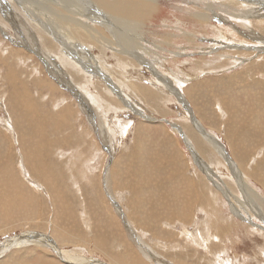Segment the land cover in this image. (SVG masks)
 <instances>
[{"label": "rangeland", "instance_id": "374dc122", "mask_svg": "<svg viewBox=\"0 0 264 264\" xmlns=\"http://www.w3.org/2000/svg\"><path fill=\"white\" fill-rule=\"evenodd\" d=\"M121 2L129 4L128 0ZM206 3L207 0H160L159 9L154 14L146 12L149 17L146 20L144 5L134 9L128 18H122L118 3H115V7L108 10L109 20L115 24V33L144 28L140 37L147 39L143 42L147 55L141 57L140 52L137 57H131L133 63L122 67L124 64L121 66L116 59L121 54H117L115 49L105 50L100 44L90 47L85 44L83 55L73 52L71 56V60L83 69L79 72L77 66L73 65L71 69L56 56L48 54V34L36 17L24 13L15 0H0V177L1 173H7L26 190L23 197L19 192L16 195L14 184L0 178V264L18 261L19 264H78V259L85 258H89L87 262L79 264H264V143L257 138L264 133V42L257 39L264 36V16L256 14L257 10V13L264 14V0H242L244 5L235 7L223 0H213L208 12L212 17L211 23L203 24L194 14L202 12ZM66 4L67 8L70 3ZM96 9L99 11H96L97 14L102 16L103 11ZM188 33L194 35L193 41L185 37ZM165 35L171 36L172 40ZM167 40L169 43L166 44ZM13 47L20 52H13ZM48 50L62 57L57 49ZM150 62L152 68L148 70ZM15 67L20 77L17 78V85H23L24 77L27 79L26 87L33 101L28 106L34 109L40 103L43 120L49 117L50 121L52 117L50 130L53 141L47 147L51 151L48 163L56 166L54 170L49 171V166L43 170L47 169L49 175L66 169L64 182L70 193L65 190L63 195L62 192L52 193L50 188L41 189L44 188L40 187L43 186L41 180L44 176L40 174L39 178L29 164L20 135L23 127L34 126V120L26 116L28 108L24 105L21 108L25 111L13 108L12 103L15 102L9 94L11 81L4 78L9 69ZM74 69L81 75L78 79L74 77ZM1 75L4 77L1 78ZM42 78L55 84L47 85L50 82ZM131 80L136 85L152 89L157 97H152L151 93H138ZM175 80L177 82H173ZM57 89L62 93L59 94ZM87 91L92 97L86 98ZM258 98H261L259 103ZM70 103L73 106L67 110L66 105ZM189 108L195 115V121L191 119ZM68 115L73 121L69 129L61 123ZM254 118L255 123H251ZM145 125L152 127V145L146 144L143 138L137 139L136 131ZM189 126L195 127L193 136L188 133ZM166 127L170 132L174 131L175 134L171 135L176 139L175 144L168 143L172 145L170 152H166L168 158L176 153L182 169L199 180L193 187L195 204L190 206L193 210L185 212L186 216L194 212L189 215L191 218L187 216L188 219L181 208L174 215V208L163 196L160 197V185L155 183L169 180V174H159V181L154 178L146 180L147 183L151 181L150 191L143 188L142 195L138 194L140 189L133 179V168L139 165L141 153L148 161L152 160L159 150L157 145L161 148L165 144L162 131ZM238 128L244 131L240 133L242 137L236 140L237 134L232 131ZM201 146L206 153L202 152ZM131 151H135L134 154ZM127 153L129 156L125 157ZM38 162L41 163L40 160ZM44 165L46 167V161ZM170 166L169 171L174 174L175 169ZM119 167L127 169V173L117 174ZM34 178L38 179L37 182ZM123 185L125 187H120ZM33 188L37 189L35 194ZM197 188L201 189L200 194L202 192L198 197L195 196ZM207 192L213 196L208 197ZM89 199H92L93 205H90ZM6 203L7 207L2 209ZM132 203L136 204L135 208ZM63 226L68 238L59 241L56 232ZM31 239L50 243L49 256L45 257L41 247L33 246ZM24 240L28 248L20 245ZM59 246L76 260H61L57 253L61 251ZM138 253L145 256L138 258ZM135 254H138L137 259Z\"/></svg>", "mask_w": 264, "mask_h": 264}, {"label": "bare ground", "instance_id": "6f19581e", "mask_svg": "<svg viewBox=\"0 0 264 264\" xmlns=\"http://www.w3.org/2000/svg\"><path fill=\"white\" fill-rule=\"evenodd\" d=\"M16 2H18V4H20L21 8H22V11L24 13H27L28 15H33L34 17H36V19L40 22V26L41 28L44 29V32L48 34V44H49V47H47L48 49H51V50H54V49H57L58 53L60 52L62 57L59 58V56H57L56 54H53L52 52H50V50H46L48 51V54L49 55H52V56H56L60 62L62 64H67V66H69L71 69L72 67L71 66H77L78 67V71L82 72L83 69L79 67V65L77 63H75L73 60H71V56L73 54V52H77V53H80L83 55V50H82V47L86 44V46L88 45L90 47V45H93V46H97L96 44H100L102 45L105 50H109V49H115L116 53L117 54H121V57H118L116 54H114L118 61H120L121 63V66L124 64V66L122 67H127L129 64L133 63L131 62V57H137V55L141 52L142 56H145V54L147 55V53H145V49H146V46L143 45V42L144 40L146 39V37H143L141 38L140 37V34L144 32V28H139L137 30H131V29H127L125 31H118L117 33H115V24L112 23L110 20H109V17H108V10L110 8H114L115 7V3H118V10L121 14V17L122 18H128L129 15H132L134 13V9H137L140 5H144L145 7V11H143V13L145 14V20L148 17V15L146 14V12L148 13H155L158 9H159V5H160V0H128V3L129 4H123L121 2V0L119 2H116L115 0H15ZM224 3H226L227 5H230L232 7H235V6H242L244 5L242 3V0L241 1H234V0H223ZM41 2V4H40ZM66 3H70L68 5V7L66 8ZM249 3V2H248ZM213 4V0H210V2H208L207 0V3L205 4V8L202 9V12L199 11V13H196L194 14V16L199 19L201 21V23L203 24H208V23H211V18L210 16L208 15V12L209 9ZM247 4V3H246ZM250 4V3H249ZM248 4V5H249ZM34 5V6H33ZM248 5H245L246 7ZM251 7V5H249ZM254 7V6H253ZM251 7V8H253ZM36 8V9H35ZM96 8H98L99 10H102L103 11V14L101 16V14H97L96 11H98ZM255 10V9H254ZM101 11V12H102ZM136 11V10H135ZM259 12V10H257ZM256 11V14L260 15L259 17L261 16H264V14H260V13H257ZM93 12H96L93 13ZM99 12V11H98ZM251 12V11H250ZM255 13V12H254ZM106 14V16H105ZM250 15V14H249ZM239 17V15H237ZM243 16V15H242ZM31 17V16H30ZM251 17V16H250ZM33 18V17H32ZM247 20V18H246ZM37 21V22H38ZM259 21V20H258ZM36 22V21H35ZM34 22V23H35ZM36 22V23H37ZM38 22V23H39ZM35 26V24H33ZM38 28V27H37ZM34 29V28H33ZM31 30V29H30ZM40 30V28H39ZM32 31V30H31ZM221 31V30H219ZM35 32V31H34ZM41 32V31H40ZM222 32V31H221ZM40 34V33H39ZM141 34V35H142ZM143 36V35H142ZM183 36V35H182ZM193 36L194 35H191V34H185V37L189 40V41H193ZM41 37V36H40ZM166 38L170 39V41L172 40V37L169 36L167 37L165 35ZM176 37V36H175ZM184 37V36H183ZM257 39L259 41H263L264 42V36H261L260 38L257 37ZM147 40V39H146ZM166 40V39H165ZM175 41V39L173 40ZM45 42V41H44ZM149 42V41H148ZM165 43H169V40L165 41ZM172 44V43H171ZM164 46V45H163ZM158 47V46H157ZM94 48V47H93ZM182 48V47H181ZM257 48V47H256ZM255 48V49H256ZM262 48V47H261ZM166 49V48H165ZM183 49V48H182ZM11 50L13 52H20V50L18 49H14L11 48ZM114 51V52H115ZM155 53V52H154ZM257 53V52H256ZM157 54V52H156ZM161 55V54H160ZM114 56V57H115ZM98 58V57H97ZM101 58V57H100ZM140 58V57H139ZM2 59V55L0 54V60ZM5 59V58H4ZM17 59V58H16ZM129 60V62L127 61ZM145 60V59H144ZM159 60V59H158ZM10 62V61H9ZM92 62V61H91ZM115 62V61H114ZM136 62V61H135ZM6 63V62H5ZM141 63H144V61H142ZM255 63V62H254ZM253 63V64H254ZM14 64V63H13ZM11 65V64H10ZM15 65V64H14ZM17 66V65H16ZM149 69L148 70H151L152 68V63L150 62L149 64ZM65 67V65H64ZM102 67V66H101ZM10 68V67H9ZM122 69V68H121ZM132 69V67H131ZM157 69V68H156ZM259 69V68H257ZM68 70V69H67ZM75 70V69H74ZM73 70V71H74ZM128 70V69H127ZM8 71V70H7ZM77 70H75L76 74H74V77L75 78H79L81 75H79ZM125 70H123L124 72ZM146 71V70H145ZM63 72V71H62ZM111 73V72H110ZM155 73V72H154ZM238 73V72H237ZM240 73V72H239ZM258 73V72H257ZM264 73V72H262ZM261 73V74H262ZM122 74V73H121ZM132 74V73H131ZM260 74V73H259ZM260 74V75H261ZM128 75V74H127ZM72 76V75H71ZM123 76V75H122ZM238 76V75H237ZM235 76V78L237 77ZM4 77V76H3ZM2 75H1V78H3ZM133 77V76H132ZM159 77V76H157ZM230 77V76H229ZM261 77V76H260ZM6 78L7 80H10L11 82L9 83L10 86H11V89L9 91V94L11 93V96L12 98L14 99V102L15 103H12L13 105V108L16 109V110H21V111H25L27 108V112L25 113L26 116H30V118H32L34 120V126L31 127V126H27V127H23L22 129V132H21V141L23 143V146H24V149H25V154H26V157L30 160L29 164H31V166H33V172L34 174L38 173V177L40 178V174H42L44 177L41 181H43V186L40 185V187H44V188H41V189H49L52 191V193H63V195L65 194V190L66 192L70 193L68 191V186L65 185V182H64V179L66 178L67 176V170L66 169H63V170H58L56 172H53V173H50L49 175H47V173L50 171V170H54L55 168V164L54 163H48V159L51 155V151H50V148L47 149V147L49 146V144L53 141V137L51 136L52 135V131L50 130V125L52 123V117H50V121H49V117L48 118H43L41 117V112H40V107L42 104L38 103L36 104L35 108L33 109L31 106H28V103H32L33 104V101H31V98H30V95H29V92L27 90V79H22L23 81V85H17V78L19 79V75H18V72H16V67L13 68V69H9V72L7 73V75L4 77ZM130 78V77H129ZM173 78V77H172ZM178 78V77H177ZM43 80H46L50 83H46L47 85L49 84H55L53 81H49L48 79L46 78H42ZM119 79V78H118ZM190 79V78H189ZM218 79V78H217ZM231 79V78H230ZM216 80V79H215ZM233 80V79H232ZM13 81V82H12ZM45 81V82H46ZM227 81V80H226ZM124 82V81H123ZM132 82V80H131ZM141 82V81H140ZM173 82H177L176 80L173 81ZM214 82V81H213ZM233 82V81H232ZM35 83V82H33ZM159 83V82H157ZM253 83V82H252ZM37 84V83H36ZM43 84V83H42ZM125 84V83H124ZM135 86V90L140 93V94H147L149 95V93H151L152 97H157V94H155V92L150 89V88H147V87H144V86H141V85H136L134 82L131 83L132 87ZM163 84V83H162ZM45 85V86H47ZM127 87L128 85L125 84ZM169 85V84H168ZM174 85V84H173ZM185 85V84H184ZM183 85V86H184ZM224 85V84H223ZM233 85V84H232ZM237 85V84H236ZM38 86V85H37ZM52 86V85H51ZM166 86V85H165ZM175 86V85H174ZM244 86V85H243ZM263 86V85H262ZM30 87V86H28ZM36 87V86H34ZM48 87V86H47ZM126 87V88H127ZM168 88V86H166ZM257 87V86H256ZM38 88V87H37ZM36 88V89H37ZM55 88V87H54ZM170 88V87H169ZM178 89V87H176ZM181 88V87H180ZM229 88V86H228ZM236 88V87H235ZM241 88V87H240ZM29 89V88H28ZM49 89V88H48ZM51 89V88H50ZM154 89V88H153ZM233 89V88H232ZM253 89V88H252ZM39 90V89H38ZM59 90V89H57ZM125 90V89H124ZM131 90V89H130ZM134 90V91H135ZM209 90V89H208ZM241 90H244V89H241ZM260 90V89H259ZM43 91V90H41ZM60 91V90H59ZM168 91V90H167ZM177 91V90H176ZM187 91L189 92V90L187 89ZM258 91V90H257ZM35 92V91H34ZM169 92V91H168ZM209 92V91H208ZM245 92V91H244ZM248 92V91H247ZM256 92V91H255ZM254 92V93H255ZM261 92V90L259 91ZM42 93V92H41ZM62 92L60 91L59 94H61ZM170 94H172L171 92H169ZM179 93V91H178ZM242 93V92H241ZM185 94V93H184ZM36 95V94H35ZM93 95V94H92ZM175 95V94H174ZM251 95V94H250ZM258 95V93H257ZM260 95V93H259ZM34 96V95H33ZM171 96V95H170ZM188 96V95H187ZM247 96V95H246ZM261 96V95H260ZM89 97H92L91 94L89 93V91L86 92V98H89ZM139 97V96H138ZM209 97V96H208ZM249 97V96H248ZM39 98V97H38ZM233 98V97H232ZM245 98V97H244ZM253 98V97H252ZM35 99V98H34ZM189 99V98H188ZM206 99V97H205ZM259 99V98H258ZM261 99V98H260ZM260 99L257 101L259 103ZM33 100V99H32ZM114 100V99H112ZM117 100V99H116ZM184 100V99H183ZM234 100V99H233ZM249 100V99H248ZM251 100V99H250ZM249 100V101H250ZM254 100V99H253ZM264 100V99H263ZM186 101V100H185ZM232 101V100H230ZM238 101V100H236ZM262 101V100H261ZM228 102V101H227ZM242 102V101H241ZM248 103V101H246ZM255 102V101H253ZM36 103V102H35ZM187 103V101H186ZM232 103V102H231ZM235 103V102H234ZM239 103V102H238ZM246 103V105H247ZM257 103V105H258ZM209 104V103H208ZM245 104V102H244ZM249 104V103H248ZM21 105H24L26 107L25 108H21ZM119 105V104H118ZM201 105V104H200ZM250 105V104H249ZM252 105V104H251ZM33 106V105H32ZM71 106H73L71 103L66 105V109L69 110L71 109ZM190 106V105H189ZM226 106V105H225ZM232 106V105H231ZM186 107V106H185ZM184 107V108H185ZM115 108V107H114ZM241 108V107H240ZM243 108V107H242ZM249 108V107H248ZM75 109V108H74ZM196 109H199V108H196ZM73 110V108H72ZM114 110V109H113ZM111 110V111H113ZM190 110V108H189ZM235 110V109H234ZM56 111V110H55ZM76 111V109H75ZM223 111V110H222ZM227 111V110H226ZM249 111V110H248ZM74 112V110H73ZM189 112V111H188ZM230 112V111H229ZM241 112V111H239ZM258 112V111H257ZM61 113V112H60ZM65 113V112H64ZM104 113V112H103ZM190 116L192 117V121H195V115L194 113H192V111L190 110ZM234 113V112H232ZM248 113V112H247ZM62 114V113H61ZM243 114V113H242ZM73 115V114H72ZM77 115V114H76ZM224 115V114H223ZM250 115V114H249ZM253 115V114H252ZM264 115V114H263ZM106 116V115H105ZM104 116V117H105ZM237 116V115H236ZM240 116V115H239ZM194 117V118H193ZM246 117V116H245ZM259 117V116H258ZM56 118V117H55ZM76 118V117H75ZM230 118V117H229ZM263 118V117H262ZM47 119V121H46ZM101 119H104L101 117ZM106 119V118H105ZM232 119V117H231ZM257 119V118H256ZM79 120V119H78ZM240 120V119H239ZM254 122H251V123H255V118L253 119ZM259 120V119H258ZM72 122L71 121V115H68L67 118H65L63 121H61V123L63 124V127L69 129V128H72ZM110 122V121H109ZM210 122V121H209ZM229 122V120H228ZM239 122V121H238ZM247 122V121H246ZM250 122V121H249ZM192 123V122H191ZM243 123V122H242ZM245 124V121L244 123ZM53 125V123H52ZM55 125V124H54ZM74 125V124H73ZM110 125V124H109ZM198 125V124H197ZM246 125V124H245ZM244 125V126H245ZM163 126V125H162ZM243 126V125H242ZM241 126V127H242ZM59 126H57L56 128H58ZM113 127V126H112ZM200 127V125H199ZM230 127V126H229ZM248 127V126H247ZM53 128V127H52ZM64 128V129H65ZM114 128V127H113ZM152 128V127H150ZM150 128L145 125L144 128L143 127H140L139 130H140V133H141V136L143 137L144 141L146 144L148 145H152V134H151V131H150ZM206 128V127H205ZM62 129V128H61ZM63 129V130H64ZM94 129V128H93ZM149 129V130H148ZM167 133H168V139H167V142H165V144L161 145V152L158 155V158L155 159L156 161H153L151 160L152 164L150 166H148V159H147V166L144 167V168H141V170H136L135 171V174L138 175V183L137 185L140 183L141 180V177L143 172L144 171H147L149 172L150 174H156V173H161L162 171H164V161L162 158L166 159V157L164 156L163 154V151L167 152H170L171 150V147L172 145L171 144H168L169 142H171L172 144H175L176 143V139L174 138V136H172L171 134L174 133L173 132H170L169 128H163ZM162 129V130H163ZM168 129V130H167ZM195 129V127H194ZM191 126H189V131L188 133L190 135L193 136V134L195 133V130H194ZM239 129V128H238ZM247 129V128H246ZM53 130V129H52ZM56 130V129H55ZM54 130V131H55ZM77 130V129H76ZM95 130V129H94ZM102 130V129H100ZM113 130V129H112ZM179 130V128H178ZM207 130V129H206ZM25 131V132H23ZM69 131V130H68ZM115 131V130H113ZM244 131V129H239V130H235V131H232L234 133L237 134L236 136V140H237V137L239 138L240 136V133ZM56 132V131H55ZM103 132V131H101ZM109 132V131H108ZM107 132V134H108ZM111 132V131H110ZM163 132V131H162ZM170 132V133H169ZM176 132V131H175ZM260 132V131H259ZM68 133V132H67ZM96 133V132H95ZM106 133V132H105ZM115 133V132H114ZM113 133V134H114ZM247 133V131H246ZM103 134V133H102ZM175 134V133H174ZM231 134V133H230ZM243 134V133H242ZM250 134V133H249ZM264 133L260 134L257 136V138L259 139V141L261 143H264ZM72 135V134H71ZM70 135V136H71ZM109 135V134H108ZM201 135V134H200ZM110 136H113L112 134ZM137 136V135H136ZM186 136V134H185ZM202 136V135H201ZM115 137V135H114ZM114 137H112L114 139ZM166 137V136H165ZM188 137V136H187ZM242 137V135L240 136ZM250 137V136H249ZM72 138V136H71ZM161 138V137H160ZM179 138V137H178ZM189 138V137H188ZM204 138V137H202ZM254 138V137H253ZM19 139V140H20ZM80 139V138H79ZM78 139V140H79ZM165 139V138H164ZM172 140V141H169V140ZM191 139V138H190ZM231 139V138H229ZM248 139V138H247ZM18 140V141H19ZM76 140V141H78ZM205 140V139H204ZM239 140V139H238ZM136 141V140H135ZM164 141V140H163ZM139 142V141H138ZM143 142V141H142ZM141 142V144H142ZM159 142V141H158ZM177 142H178V139H177ZM209 142V141H208ZM252 142V141H251ZM93 143V142H92ZM157 142H155L156 144ZM192 143V142H191ZM250 143V142H248ZM140 144V143H139ZM215 144V143H214ZM240 144V143H239ZM247 144V143H246ZM37 145H41L39 146L40 149L37 148ZM92 146V144L90 145ZM143 146V145H141ZM139 146V147H141ZM146 146V145H145ZM160 146V145H158ZM157 146V147H158ZM178 146H180V144L178 143ZM246 146V145H245ZM252 146V145H251ZM254 146V145H253ZM60 147V146H59ZM66 147V146H65ZM64 147V148H65ZM68 147V146H67ZM154 147V146H153ZM56 148V147H55ZM143 148V147H141ZM162 148H165V150H162ZM182 148V147H181ZM250 148V147H249ZM53 149V148H52ZM87 149V148H86ZM55 150V149H53ZM63 150V149H62ZM111 150V149H110ZM137 150V149H136ZM141 150V149H139ZM201 150L203 153H206L205 149L203 146H201ZM114 151V150H113ZM182 151V150H181ZM197 151V150H196ZM110 152V151H109ZM134 152L135 151H131ZM140 152V151H139ZM159 152V151H158ZM56 153V152H55ZM54 153V154H55ZM147 153V152H146ZM66 154V153H65ZM128 154V153H127ZM132 154V155H133ZM139 154V153H138ZM22 155V154H21ZM112 155V154H111ZM143 154L141 153V156L139 157V161L137 164H140V165H143V157L142 156ZM148 155V154H147ZM128 156V155H127ZM134 156V155H133ZM131 156V157H133ZM53 157V156H52ZM51 157V158H52ZM56 157V156H55ZM120 157V156H119ZM126 157V156H125ZM200 157V156H199ZM26 158V159H27ZM62 158V157H61ZM135 158V157H134ZM226 158V157H225ZM57 159V158H56ZM64 159V158H63ZM62 159V160H63ZM121 159V158H120ZM131 159V158H130ZM146 159V158H145ZM179 157L176 153H173V154H170L169 158L167 156V161H168V165H171L173 168H176V169H179L183 172H185L184 176H180L176 179H169L168 181H165L163 183H160V192H163V199L167 200L170 205L174 208V212L176 215V211L178 209H182L184 215L186 216L187 212H190L189 209L190 206L194 203V191L192 190V186L194 187V185H192L191 181L194 179L193 176H189L188 175V172L185 171L184 169H182V166H180V161H179ZM264 159V157H263ZM41 161V163H39L38 161ZM194 160V159H193ZM230 160V159H229ZM260 160V159H259ZM45 161L47 162V165L45 167L44 163ZM55 161V160H54ZM64 161V160H63ZM130 161V160H128ZM133 161V160H132ZM145 161V160H144ZM261 161V160H260ZM150 162V160H149ZM150 162V163H151ZM116 163V162H115ZM127 163V162H126ZM257 163V162H256ZM49 164V165H48ZM61 165V163H59ZM57 164V166L59 165ZM62 164H65V163H62ZM136 164V165H137ZM233 164V163H232ZM68 165V164H67ZM121 165V164H120ZM135 165V164H134ZM159 165H162V167L160 168ZM207 165V164H206ZM258 165V164H257ZM261 165V164H260ZM25 166V164H24ZM49 166V171H47V169H45V171L43 170V168H47ZM139 166V165H138ZM170 166V167H171ZM191 166V165H190ZM203 166V165H202ZM256 166V164H255ZM2 167V166H1ZM0 167V168H1ZM26 167V166H25ZM38 167V168H36ZM71 167V166H70ZM109 167H112L109 166ZM63 168V167H62ZM126 168V167H125ZM191 168V167H190ZM14 170V169H13ZM27 170V169H26ZM113 170V168L111 169ZM115 170V168H114ZM122 170V169H121ZM255 169H253L252 171H254ZM262 170V169H261ZM1 171V170H0ZM116 171V170H115ZM173 171V170H172ZM257 171V170H256ZM29 172V171H28ZM119 173V172H118ZM117 173V174H118ZM253 173V172H252ZM263 173V172H262ZM109 174V173H108ZM115 174V173H114ZM115 174V176L117 175ZM169 174V173H168ZM47 175V176H46ZM72 175V174H71ZM110 175V174H109ZM147 175V174H146ZM200 175V174H199ZM264 175V173H263ZM46 176V177H45ZM106 176V175H105ZM112 176V175H111ZM114 176V175H113ZM130 176V175H129ZM164 176V175H162ZM169 176V175H168ZM204 176V175H202ZM208 176V175H207ZM1 177L5 178V180H8L9 182L13 183L15 188L13 191H15V194L17 195L18 192L19 194L23 197L25 194H26V190L23 189L22 187H20V185H18V182L16 181V179L14 180L13 177L7 173H1ZM0 177V178H1ZM15 177H18V176H15ZM14 177V178H15ZM153 177V176H152ZM177 177V173H176V176ZM205 177V176H204ZM262 177V176H261ZM259 176V178H261ZM2 178V179H3ZM20 178V177H19ZM32 178V177H31ZM110 178V177H109ZM120 177H118V180H119ZM131 178V177H130ZM134 178V177H133ZM146 178V177H145ZM247 178V177H246ZM35 179V178H34ZM122 179V178H121ZM120 179V181H121ZM19 180V179H18ZM36 180V179H35ZM38 180V179H37ZM36 180V182H37ZM111 180V179H110ZM114 181V179H112ZM148 180V178H147ZM167 180V179H166ZM197 180V178H196ZM3 181V180H1ZM7 181V182H8ZM66 181V180H65ZM116 181V180H115ZM130 181V180H129ZM162 181V180H161ZM164 181V180H163ZM195 181V179H194ZM199 181V180H197ZM4 182V181H3ZM35 182V181H34ZM39 182V181H38ZM145 182V181H144ZM260 182V181H259ZM107 183V182H106ZM121 183V182H120ZM119 183V184H120ZM133 183V182H132ZM143 183V182H142ZM146 183V182H145ZM151 183V181L149 182ZM153 183V182H152ZM191 183V184H190ZM200 183V182H199ZM261 183V182H260ZM263 183V182H262ZM2 184V183H1ZM27 185V182L25 183ZM117 184V183H116ZM115 184V185H116ZM135 184V183H134ZM141 184V183H140ZM139 184V185H140ZM3 185V184H2ZM1 185V186H2ZM126 185V184H124ZM120 186V187H125V186ZM136 185V186H137ZM184 185V187H183ZM192 185V186H191ZM201 184H199L198 186H200ZM117 186V185H116ZM128 186V185H127ZM132 186V185H131ZM134 186V185H133ZM132 186V187H133ZM143 186V185H142ZM191 186V187H190ZM101 187V186H100ZM153 187V186H152ZM197 187V186H196ZM6 188V187H5ZM9 188V187H8ZM35 188V187H34ZM33 188V189H34ZM105 188V187H104ZM87 189V188H86ZM114 189V188H113ZM119 189V188H118ZM130 189V187H129ZM140 189V188H139ZM35 190L37 189H34V194H35ZM39 190V189H38ZM92 190V189H91ZM112 190V189H111ZM126 190V189H125ZM137 190V189H136ZM135 190V191H136ZM153 190V189H151ZM201 190V189H200ZM200 190H197L198 192ZM1 191V189H0ZM10 191V190H9ZM49 191V190H48ZM100 191V190H99ZM134 191V190H133ZM196 191V190H195ZM31 192V191H30ZM50 192V191H49ZM109 192V191H108ZM203 192H205L203 190ZM2 193H5V192H2ZM12 193V191H11ZM29 193V192H28ZM136 193V192H135ZM158 193V191H157ZM38 194V193H37ZM50 194V193H49ZM100 194V193H99ZM110 194V193H109ZM200 194V192H199ZM202 194V192H201ZM200 194V195H201ZM234 194V193H233ZM5 195V194H4ZM3 195V197H4ZM11 195V194H10ZM59 195V194H58ZM74 195V194H73ZM87 195V194H86ZM107 195V194H106ZM137 195V194H136ZM160 195V194H159ZM207 195L208 197L211 195L213 196L212 194L208 193L207 192ZM1 196V194H0ZM31 196V195H30ZM37 196V195H36ZM36 196H35V201H36ZM50 196V195H49ZM61 196V195H60ZM99 196V195H98ZM101 196V195H100ZM99 196V197H100ZM104 196V195H103ZM205 196V195H204ZM19 197V196H18ZM32 197V196H31ZM34 197V196H33ZM66 197V196H64ZM63 197V198H64ZM71 197V196H69ZM90 197V195L88 196ZM150 197V196H149ZM152 197V196H151ZM159 197V196H158ZM207 197V196H206ZM207 197V198H208ZM7 198V197H6ZM15 198V197H14ZM54 198V196H53ZM59 198V197H58ZM57 198V199H58ZM81 198V197H80ZM95 198V196H94ZM137 198V197H136ZM200 198V197H199ZM213 198V197H212ZM29 199V198H28ZM44 199V198H43ZM46 199V198H45ZM61 199V198H60ZM196 199V197H195ZM63 200V199H62ZM69 200V199H68ZM82 200V198H81ZM87 200V199H85ZM146 200V199H145ZM235 200V199H234ZM8 201V200H7ZM13 201V200H12ZM30 201H34V200H31L30 198ZM50 201V200H49ZM65 201V200H64ZM77 201V200H76ZM147 201V200H146ZM164 201V200H163ZM197 201V200H196ZM236 201V200H235ZM1 202V201H0ZM56 202V201H55ZM89 202H90V205L92 204V199L90 201L89 199ZM94 202V201H93ZM131 202V201H130ZM157 202V201H156ZM200 202V201H199ZM237 202V201H236ZM8 203V202H7ZM7 203L6 204H3V207L2 209H5L7 207ZM18 203V202H17ZM21 203V202H19ZM36 203V202H35ZM62 203V201L60 202ZM68 203V202H67ZM238 203V202H237ZM22 204V203H21ZM34 204V203H33ZM32 204V205H33ZM37 204V203H36ZM39 204V203H38ZM84 204V203H83ZM157 204V203H156ZM195 204V203H194ZM244 204V203H243ZM242 204V205H243ZM247 204V203H246ZM9 205H13V203L10 201V204ZM29 205V204H28ZM57 205V204H56ZM67 205V204H65ZM88 205V204H87ZM93 205V204H92ZM132 205L134 206L135 208V205L132 203ZM149 205V204H148ZM164 205V204H163ZM245 205V204H244ZM249 205V204H248ZM16 206V205H15ZM58 206V205H57ZM138 206V205H137ZM141 206V205H140ZM236 206V205H235ZM238 206V204H237ZM52 207H54V205H52ZM59 207V206H58ZM67 207V206H66ZM65 207V208H66ZM71 207V206H70ZM76 207H77V204H76ZM80 207V205H79ZM86 207V205H85ZM164 207V206H163ZM162 207V208H163ZM254 207V206H253ZM256 207V206H255ZM1 208V207H0ZM55 208V207H54ZM64 208V209H65ZM88 208V207H87ZM94 208V207H93ZM133 208V207H132ZM172 208V209H173ZM235 208V207H234ZM237 208V207H236ZM17 209V207L15 208ZM19 209V208H18ZM35 209V208H34ZM44 209V207H43ZM51 209V208H50ZM73 209V208H71ZM139 209V208H138ZM141 209V207H140ZM255 209V208H254ZM20 210V209H19ZM47 210V209H46ZM146 210V209H145ZM244 210V209H243ZM258 210V209H257ZM16 211V210H15ZM34 211V210H33ZM44 212L45 209L43 210ZM61 211H62V208H61ZM59 211V212H61ZM77 211V210H75ZM103 211V210H102ZM135 211V210H134ZM187 211V212H186ZM5 212V211H4ZM10 212V211H9ZM58 212V213H59ZM63 212V211H62ZM72 212V210H71ZM98 212V211H97ZM107 212V211H106ZM132 212V211H131ZM136 212V211H135ZM153 212V211H152ZM172 212V211H171ZM186 212V214H185ZM192 212V211H191ZM23 213V212H22ZM26 213V212H25ZM34 213V212H33ZM47 213V212H46ZM88 213V212H87ZM170 213V211L168 212ZM13 214V213H11ZM10 214V215H11ZM19 214V213H18ZM21 214V213H20ZM24 214V213H23ZM27 214V213H26ZM32 214V213H31ZM43 214V213H42ZM60 214V213H59ZM58 214V215H59ZM69 214V213H68ZM99 214V213H98ZM106 214V213H105ZM190 214H194V212L192 213H189L187 216H189ZM236 214V213H235ZM22 215V214H21ZM35 215V214H34ZM56 215V214H55ZM57 215V216H58ZM137 215V214H136ZM171 215V214H170ZM178 215V214H177ZM244 215V214H243ZM1 216V215H0ZM23 216V215H22ZM26 216V215H25ZM47 216V215H46ZM67 216V215H66ZM65 216V217H66ZM132 216V215H131ZM185 216L181 215L180 217L181 218H184ZM187 216L185 217L186 219ZM9 217V216H8ZM12 217V216H11ZM16 217H18L16 215ZM55 217V216H54ZM64 217V216H63ZM110 217L112 218V214H110ZM179 217V216H178ZM193 217V216H192ZM24 218V217H23ZM27 218V217H26ZM60 218V217H59ZM58 218V219H59ZM77 218V217H76ZM184 218V219H185ZM189 218H191V216H189ZM12 219V218H11ZM39 219L41 220V217H39ZM54 219V218H53ZM78 219V218H77ZM115 219V218H114ZM8 220V219H6ZM15 220V219H13ZM22 220V219H21ZM31 220V219H30ZM34 220V218H33ZM69 220V218L67 219ZM91 220V218H90ZM99 220V219H97ZM180 220V219H179ZM246 220V219H245ZM20 221V220H19ZM24 221V220H22ZM20 221V222H22ZM39 221V220H38ZM37 221V222H38ZM51 221V220H50ZM53 221V220H52ZM51 221V222H52ZM66 221V220H65ZM64 221V222H65ZM184 221V220H183ZM3 222V221H2ZM11 222V221H10ZM18 222V221H17ZM59 222V221H58ZM63 222V221H62ZM61 222V223H62ZM67 222V221H66ZM82 222V221H81ZM186 222H188L186 220ZM26 223V221H25ZM53 223V222H52ZM60 223V224H61ZM14 224V223H12ZM11 224V225H12ZM59 224V223H58ZM63 224V223H62ZM78 224V222H77ZM101 224V223H100ZM104 224V223H103ZM21 225V224H20ZM27 225V224H26ZM34 225V223H33ZM38 225V224H37ZM95 225V223H94ZM255 225V224H254ZM72 226V225H71ZM107 226V225H106ZM229 226V225H228ZM66 227V226H65ZM92 227V226H91ZM104 227V225H103ZM115 227V226H114ZM35 228V227H34ZM38 228V227H37ZM152 228V227H150ZM41 229V227H40ZM44 229V228H43ZM93 229V228H92ZM96 229V227H95ZM111 229V228H110ZM149 229V228H148ZM67 230V229H66ZM85 230V229H84ZM151 230V229H150ZM80 231V229H79ZM91 231V230H90ZM153 231V230H152ZM155 231V230H154ZM43 232V231H42ZM69 232V230H68ZM109 232V231H108ZM114 232V230H113ZM70 233V232H69ZM74 233V232H73ZM72 233V234H73ZM85 233V232H84ZM83 233V234H84ZM95 233V232H94ZM99 233V231H98ZM104 233V232H103ZM107 233V232H106ZM34 234V233H33ZM37 234V233H36ZM42 234V233H41ZM78 234V233H77ZM222 234V233H221ZM43 235V234H42ZM49 235V234H48ZM97 235V234H96ZM102 235V234H101ZM111 235V234H110ZM116 235V234H115ZM135 235V234H134ZM32 236V235H31ZM30 236V237H31ZM46 236H47V233H46ZM66 236V237H65ZM75 236V235H74ZM85 236V235H84ZM108 236V234H107ZM120 237V235H118ZM32 237H36V236H32ZM45 237V236H44ZM52 237V236H51ZM50 237V238H51ZM76 237V236H75ZM83 237V235H82ZM118 237V238H119ZM46 238V237H45ZM56 238L59 240V241H66L67 240V235H66V231L64 230V226L63 228H59L57 229V232H56ZM86 238V237H85ZM102 239V237H100ZM141 238V237H140ZM38 239V238H36ZM43 239V238H42ZM82 238H80L79 240H81ZM100 239V240H101ZM104 239V238H103ZM139 239V238H138ZM32 240V239H31ZM51 240V239H50ZM56 240V239H55ZM54 240V242H55ZM73 241V239H71ZM76 240V238H75ZM98 240V241H100ZM45 241V240H44ZM83 241V240H82ZM105 241V240H104ZM137 241V240H136ZM16 242V241H15ZM24 242V243H23ZM30 242V241H28ZM32 245L33 246H36L37 248L41 247V249L43 251H45V257L46 256H49L48 254H50V251H49V247H51L52 245L50 243H47V242H43V241H39V240H32ZM71 242V241H70ZM106 242V241H105ZM19 243V242H17ZM22 244H20L21 246L23 245L24 247L28 244L27 241H22L21 242ZM92 243V242H91ZM115 243V242H114ZM67 244V243H66ZM75 244V243H74ZM73 244V245H74ZM77 244V243H76ZM132 244V243H131ZM55 245V243H54ZM94 245V244H92ZM97 245V244H96ZM106 245V244H104ZM111 245V244H110ZM109 245V246H110ZM9 246V245H8ZM22 246V247H23ZM107 246V245H106ZM108 246V247H109ZM112 246V245H111ZM119 246V245H118ZM6 247V246H5ZM27 247V246H26ZM61 246H59V249L60 250H64V249H61L60 248ZM133 247V246H132ZM142 247V246H141ZM28 248V247H27ZM95 248V247H93ZM100 248V247H99ZM110 248V247H109ZM108 248V249H109ZM114 248V247H113ZM124 248V247H123ZM130 248V247H129ZM140 248V247H139ZM52 249V248H51ZM75 249V248H74ZM106 249V248H105ZM122 249V248H121ZM142 249V248H141ZM99 250V249H98ZM139 250V249H138ZM157 250V249H156ZM38 251V250H37ZM93 251V250H92ZM97 251V250H96ZM104 251V250H103ZM107 251V249H106ZM111 251V249L109 250ZM121 251V250H120ZM130 251V249H129ZM133 251H136V250H133ZM65 252V251H64ZM122 252V251H121ZM136 252H139V251H136ZM142 252V251H141ZM145 252V251H144ZM59 254V257L61 260H70V261H73V257L71 258L70 255L69 257H66L64 255H62V251H59L57 252ZM135 253V252H134ZM143 253V252H142ZM21 254V253H20ZM42 254V253H41ZM101 254V253H100ZM139 254V253H138ZM137 254V255H138ZM102 255H104L102 253ZM120 255V254H119ZM127 255V254H126ZM129 255V253H128ZM137 255L135 254V258L137 257ZM180 255V254H179ZM99 256V255H98ZM107 256V255H106ZM140 258V256H143L141 254L138 255ZM145 256V255H144ZM143 256V257H144ZM19 257V256H18ZM121 257V256H120ZM125 257V256H124ZM131 257V256H130ZM179 257V256H178ZM76 258V257H75ZM126 258V257H125ZM19 259V258H18ZM22 259V258H21ZM87 259L89 258H85V259H78L77 261L79 263H85L87 262ZM132 259V258H131ZM137 259V258H136ZM142 259V258H141ZM178 259V258H177ZM76 260V259H75ZM74 260V261H75ZM117 260V259H115ZM146 260V259H145ZM143 260V261H145ZM22 261V260H21ZM132 261V260H131ZM135 261V260H134ZM132 261V262H134ZM154 261V260H153ZM177 261V260H176ZM14 262V261H13ZM178 262L181 263V261L178 259ZM20 262L18 261V263L14 262V264H19ZM48 263V262H47ZM75 263V262H74ZM78 263V264H79ZM103 263V262H102ZM136 263V262H135ZM183 263V262H182ZM116 264V263H115ZM134 264V263H133ZM144 264V263H142ZM149 264V263H148ZM186 264V263H185Z\"/></svg>", "mask_w": 264, "mask_h": 264}, {"label": "crops", "instance_id": "0c3cea01", "mask_svg": "<svg viewBox=\"0 0 264 264\" xmlns=\"http://www.w3.org/2000/svg\"><path fill=\"white\" fill-rule=\"evenodd\" d=\"M136 135H137V139H141V138H143L142 136H141V133H140V130H137L136 131ZM166 136V137H165ZM165 138V139H164ZM163 140H164V142H167V139H168V133L165 131V130H163V138H162ZM159 141V140H158ZM157 141V142H158ZM158 146V145H157ZM158 148H159V152L157 151V154H159L160 152H161V148H160V146H158ZM157 154H155L154 155V157L152 158V160L153 161H156L155 159H157L158 158V155ZM163 154H164V156L166 157V161L164 162V171H162L161 173H156V174H150L149 172H147V171H144L143 172V174H142V176L143 177H141V180L142 181H140V185L138 184L137 186L140 188V190H139V192H138V194L140 193V195H142V189L144 188V190L146 191V189L148 190V191H150L149 190V188H150V184L149 183H147V178H148V180L149 179H152V178H154V179H157L158 180V176H159V174H166V175H168V173H169V175H170V178L169 179H176V178H178V177H180L182 174V176H184V174H185V172L183 171H181L180 170V168L179 169H176V168H174L175 169V173L174 174H171L170 173V171H169V165H168V161H167V153L166 152H163ZM129 156V154H126V157H128ZM140 159V158H139ZM139 159H138V161H139ZM145 160V161H144ZM150 162H151V160H150ZM151 164H152V162H151ZM147 166V158L145 159V157H143V165H140L139 164V166H136V167H134L133 169H134V174H133V179H134V182L137 184L138 183V175L137 174H135V171L136 170H139L140 168H144V167H146ZM148 166H150L149 165V161H148ZM159 167L161 168L162 167V165H159ZM141 170V169H140ZM117 173L119 172V174H125V173H127V169H122L121 170V168L119 167L118 168V170L116 171ZM176 173H177V177H175L176 176ZM147 174V175H146ZM153 176V177H152ZM146 177V178H145ZM196 178L197 177H194V179H195V181H194V179L191 181V183H192V185H196L197 184V182H196ZM146 183H145V182ZM159 181V180H158ZM168 181V180H167ZM143 182V183H142ZM158 183H159V185H160V183L161 182H156L155 183V185H158ZM190 183V184H191ZM143 185V186H142ZM191 185V186H192ZM190 186V187H191ZM192 188V190H193V186L191 187ZM197 190H199V188H197ZM195 191V196H197L198 197V194H199V192L198 191ZM149 193V192H148ZM161 196H163V192H161ZM193 205V204H192ZM191 210H193V206L191 207ZM63 253H62V255H64V256H66V257H69V255H70V257H71V253H68L67 251H65V250H61ZM65 251V252H64Z\"/></svg>", "mask_w": 264, "mask_h": 264}]
</instances>
